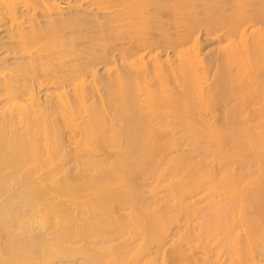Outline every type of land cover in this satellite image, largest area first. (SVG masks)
<instances>
[{
    "label": "bare ground",
    "instance_id": "obj_1",
    "mask_svg": "<svg viewBox=\"0 0 264 264\" xmlns=\"http://www.w3.org/2000/svg\"><path fill=\"white\" fill-rule=\"evenodd\" d=\"M1 26L0 264H264V0H0Z\"/></svg>",
    "mask_w": 264,
    "mask_h": 264
},
{
    "label": "rangeland",
    "instance_id": "obj_2",
    "mask_svg": "<svg viewBox=\"0 0 264 264\" xmlns=\"http://www.w3.org/2000/svg\"><path fill=\"white\" fill-rule=\"evenodd\" d=\"M85 3V2H84ZM83 3V4H84ZM72 7V9H78L79 7H74V6H71ZM85 8H87V5H85V7L83 8V9H85ZM5 30V28L3 27V26H1L0 27V37L2 36H6L4 33H3V31ZM81 41V40H80ZM81 42H84V41H81ZM201 42H202V48L203 49H205L204 51V53H206V54H210L211 52H214V50H216V48H217V44H215L216 43V40H215V38H213V37H211V36H207L206 35V32L205 31H203L202 33H201ZM1 48V47H0ZM4 51V50H3ZM2 50L0 51V54L3 52ZM161 51V54H165V51L162 49V50H160ZM215 55H217V54H215ZM13 56V55H12ZM11 56V57H12ZM171 56H172V54H171ZM99 69V74L101 75L102 73H104L103 71V69H102V67H99L98 68ZM55 74V73H54ZM53 74V75H54ZM57 74H58V72H57ZM57 76H60V74L59 75H57ZM101 88V91H102V93L104 92V89H102L103 87H100ZM69 90L70 91H72L73 90V88H69ZM88 91L90 92V90H89V86H88ZM88 92V93H89ZM225 251V250H224Z\"/></svg>",
    "mask_w": 264,
    "mask_h": 264
}]
</instances>
